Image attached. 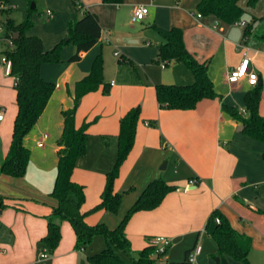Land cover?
<instances>
[{"label": "crops", "instance_id": "crops-1", "mask_svg": "<svg viewBox=\"0 0 264 264\" xmlns=\"http://www.w3.org/2000/svg\"><path fill=\"white\" fill-rule=\"evenodd\" d=\"M77 1V7L72 0L35 1L39 16L33 17L28 34L38 36L45 49L64 37L69 20L82 17L86 11L97 15L101 36L78 61H67L74 51V45L67 44L62 49V62L40 67L43 78L54 82L56 88L24 139L30 149L25 175L13 179L9 176L12 188L0 190L5 204L0 206V249L5 250L0 252V264H76L75 235L67 221L61 223V240L50 258L49 254L40 257L46 251L40 239L47 232L45 217L55 204L48 194L56 175L61 110L72 106L74 82L89 72L98 54L103 57V79L110 83L109 93L103 94L100 87L85 94L75 112L77 128L88 123L87 150L77 159L71 174L73 182L84 186L83 211L100 201L105 174L117 155L121 117L136 105H140V114L133 146L114 182L115 191L128 192L123 195L117 213L100 210L88 214L85 221L91 225L101 221L109 228L116 227L146 185L161 177L178 188L156 208L131 216L125 233L133 251L149 245L151 237L165 236L171 245L154 264L182 261L196 244L201 250L191 264H215L212 257L217 244L204 231L214 209L223 213L238 232L249 235L252 245L257 243L264 248V214L258 212L264 210V142L243 134L240 125L221 110L224 102L244 111V93L253 87L246 77L232 84L226 80L227 72L242 58L237 44L243 41L245 29L213 16L198 17L199 0H123L120 4ZM8 3V16L20 22L27 14V1ZM138 4L146 5L148 13L144 19L131 22ZM46 9L53 12L51 18L46 17ZM262 9L258 13H263ZM243 19L249 24L248 18ZM154 25L182 29L187 50L198 61L206 62L220 98L202 99L193 109L159 108L156 84H190L194 76L183 63L171 62L162 68L156 62L163 39ZM2 31L0 28V37ZM247 45L249 70L258 74V84H262L258 110L264 117V43L248 40ZM158 67L170 70L162 73ZM12 94L15 96V90ZM51 102L57 106L59 117L53 107L49 109ZM16 111L15 103L5 137L0 135L2 155L10 144ZM4 120L5 113L0 122ZM43 133L48 137L39 147L36 141ZM2 178L7 175H0ZM229 258L226 256V261L231 264Z\"/></svg>", "mask_w": 264, "mask_h": 264}, {"label": "trees", "instance_id": "trees-1", "mask_svg": "<svg viewBox=\"0 0 264 264\" xmlns=\"http://www.w3.org/2000/svg\"><path fill=\"white\" fill-rule=\"evenodd\" d=\"M26 1L27 14L22 21L16 22L8 16V0H0V13L4 16L0 21L3 30L0 37L2 47L0 54H5L11 60V76L17 78L16 84L13 85L17 111L13 120L11 140L5 155H2L0 150V175L10 177L25 175L30 149L25 145L24 139L35 126L56 88L54 82L44 79L41 75V65L62 62V49L70 43L74 45V51L67 61H78L82 53L95 45L101 36L97 15L86 11L82 17L69 20L64 37L51 48L45 49L38 36L28 34L33 26L31 15L36 9H30V4L36 0ZM76 1L72 0L75 7H77ZM101 1L112 4L123 2V0ZM257 1L248 0V5L253 7ZM197 10L203 16H213L228 24L240 19L244 13L239 0H199ZM256 21L258 22L256 28H253L251 23L244 27L246 43L248 40L264 41V15L256 18ZM154 28L163 39L158 48L156 62L166 60L168 64L183 63L194 76V81L190 84H156L155 95L159 108L193 109L202 99L220 98L209 77L206 62L198 61L195 55L187 50L182 29L179 27L163 29L156 25ZM6 38L12 39V48L6 46ZM127 62L131 63L130 60ZM100 87L103 94L109 93L110 83L103 79V57L98 54L93 59L89 72L74 82L72 106L61 110V133L56 140L59 147L56 175L48 194L55 204L45 217L47 232L41 237L40 243L48 254H53L61 240V223L67 221L73 229L74 248L77 250L88 246L95 236H103L106 246L100 252L87 256L92 264H154L158 257L165 255L167 251L153 256L154 248L150 245L136 252L133 251L125 233V226L135 212L156 208L168 193L178 188L176 185L167 183L161 177L151 180L114 228H109L101 221L92 225L85 221L88 214L101 209L117 213L123 195L128 192V190L115 191L114 182L133 146L140 105L130 108L119 121L117 155L112 167L105 174L100 201L91 209L83 211L84 186L71 180L77 159L86 153L88 137L86 132L88 123H83L77 128L75 112L82 97L89 92L97 91ZM261 90L260 83L245 91L244 111L224 102L221 103V110L240 125L243 134L264 142V117L258 110ZM4 205L3 197L0 196V206ZM258 212L264 214V210ZM204 231L217 244L216 253L212 257L215 264H228L226 256L243 264H251L248 258L252 247L251 237L234 229L227 217L218 209H214L208 216ZM118 252L128 255L132 263L127 262ZM189 252L190 250L182 261H167L165 264H191L188 261Z\"/></svg>", "mask_w": 264, "mask_h": 264}, {"label": "rangeland", "instance_id": "rangeland-1", "mask_svg": "<svg viewBox=\"0 0 264 264\" xmlns=\"http://www.w3.org/2000/svg\"><path fill=\"white\" fill-rule=\"evenodd\" d=\"M239 5L243 9L244 13L241 16V18L238 20H244L243 18H248L249 23L252 24V27L256 28L258 25L256 18H259V17L264 15V11H261L263 13H258V11L261 10V8H264V0H258L253 7H250L248 5V0H239ZM262 10H264V9H262ZM38 16H39L38 11L35 10L31 15L32 21L34 20L33 17L37 18ZM2 19H3V17H2V14L0 13V21ZM69 45L72 46L73 44L70 43ZM158 70L161 71L162 73H164V72L169 71L170 67H166L165 69H161L158 67ZM3 71H4V67L2 65L0 67V105H4L5 109H6L5 110V120L3 122H0V135L2 136V138L5 137V133L7 132L6 131L7 121L9 120V118H10V116H11V114L15 108V96H14V94H12V91L14 90V88L11 84L12 80H11V77L4 76ZM52 107L54 108V110H55L54 112L56 113V116H57V114H58L57 106H55L53 104V102H51V104L49 105V109H51ZM57 117H59V115ZM53 124H54V122H53ZM47 166H49V163ZM6 179H8V180H6ZM9 179H10L9 176H7V178L0 179V190H7V189L10 190V188H12V185H11ZM12 179H13V177H12ZM30 180L31 179H29V183L32 184V182ZM11 182H13V180ZM101 210H104V209H101ZM98 211H100V210H98ZM98 211L92 212L91 214H95ZM105 246H106V242H105L103 236H101V235L95 236L92 239L91 243L83 249H79V250L75 249L74 243H73V250L77 253L76 264H92L87 259V256L100 252ZM118 254L122 258H124L127 262L132 263V260L128 255H126L122 252H118ZM163 256L164 255H161L160 257H158V260L159 259L161 260L163 258ZM50 257H51V255L49 256V258ZM248 258H249V261L251 262V264H264V248H261L260 245L257 243L255 245H252L251 250H250L249 255H248ZM229 260H230L231 264H243L242 262L237 261L233 258H229Z\"/></svg>", "mask_w": 264, "mask_h": 264}, {"label": "built area", "instance_id": "built-area-1", "mask_svg": "<svg viewBox=\"0 0 264 264\" xmlns=\"http://www.w3.org/2000/svg\"><path fill=\"white\" fill-rule=\"evenodd\" d=\"M76 5L80 6L79 2L76 1ZM148 13V8L144 4H138L135 7V10L133 12V15L131 16V22L140 21L145 18V16ZM45 14L47 18H51L53 15V12L51 9H46ZM198 17H201L202 15L200 13L197 14ZM233 25H238L240 27H246L247 22L245 20H236L233 23ZM2 29V27L0 26ZM264 43V41H263ZM5 44L8 48L13 47V42L11 38L5 39ZM247 43H246V37H243V41L237 44V50L242 51V58L240 60V63L229 70L226 74V80L229 84L237 82L239 79L246 77L248 79L249 84L252 86L258 84L259 82V76L257 73L252 72L249 70V57L247 55ZM117 55L118 53H114ZM167 61H161L160 66L164 68L167 65ZM3 65L4 67V76L6 77H12V83L13 85L16 84L17 78L14 76H11V60L6 57L5 54H0V67ZM5 113V108L3 106H0V120L3 119ZM48 137L47 133H43L42 137L36 141V145L39 147H42L44 145V140ZM216 221L219 222V219L216 218ZM148 244L154 248L153 256L162 254L168 250V248L171 245V240L168 237L165 236H155L151 237L148 240ZM201 246L199 244H196L192 250L188 254V261L190 263H193L195 261L196 255L200 252ZM0 252H5L4 249H0ZM48 253L46 251H43L40 253V257H47Z\"/></svg>", "mask_w": 264, "mask_h": 264}, {"label": "water", "instance_id": "water-1", "mask_svg": "<svg viewBox=\"0 0 264 264\" xmlns=\"http://www.w3.org/2000/svg\"><path fill=\"white\" fill-rule=\"evenodd\" d=\"M34 8H35V2H31L30 9H34Z\"/></svg>", "mask_w": 264, "mask_h": 264}]
</instances>
